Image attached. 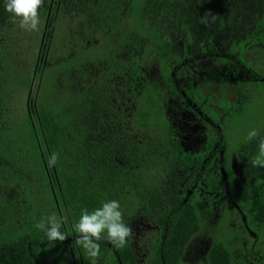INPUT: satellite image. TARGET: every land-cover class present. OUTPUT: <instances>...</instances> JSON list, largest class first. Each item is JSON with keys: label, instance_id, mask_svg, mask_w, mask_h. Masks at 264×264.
<instances>
[{"label": "trees", "instance_id": "16d2710c", "mask_svg": "<svg viewBox=\"0 0 264 264\" xmlns=\"http://www.w3.org/2000/svg\"><path fill=\"white\" fill-rule=\"evenodd\" d=\"M51 1L0 0V264L128 263V257L120 250L119 254L107 255V242L113 241L115 247L125 242L120 240L119 224L127 217L126 203L142 204L149 191L160 190L151 185L142 189L143 179L129 176L114 165L116 156L129 153L130 143L109 156L99 141V156L93 149L88 158H83V141L96 142V133L74 107L76 98L61 104L56 114L50 113L46 105L38 108V102L34 112V103H27L25 113H15L16 118L9 120L14 111L7 103L11 84L28 88L38 77L36 73L25 76L24 67L19 68L18 62L10 60V55H14L10 52L19 51V47L14 40V47L10 45L9 39L15 32L23 40L25 37L19 34L21 25L30 26L34 19L47 17ZM60 1L57 20L64 15L75 17L81 26L92 24L93 31H103L107 25H117L124 16L128 17L134 27L128 31L119 28L120 43L139 44L145 33L150 50L160 52L158 61H169L172 51L187 53L189 48L202 57L216 42H228L236 31L246 33L253 25L258 28L264 23V0H144L142 9L135 8L133 0ZM2 47L10 54L4 53ZM54 82L59 86V82ZM250 94L238 111L244 108ZM90 107L85 103L83 112L91 113ZM245 113L246 110L239 115ZM17 128L20 135L28 134L33 140L34 146L28 152L18 148L16 137L11 138ZM242 145L253 181L244 187L240 203L246 209L248 227L256 233L252 239L261 249V256L236 257L230 244L222 243L215 245L208 261L200 264H264V133ZM133 147L136 148L135 142ZM250 186L253 194L248 192ZM159 194L166 195L163 191ZM180 209L178 215L183 223L166 243L164 264H190L182 262L181 257L195 230L196 216L189 209ZM85 223L92 227L82 234L80 229ZM233 232L240 234V230ZM236 246L244 250L241 242Z\"/></svg>", "mask_w": 264, "mask_h": 264}, {"label": "flooded vegetation", "instance_id": "af4514ba", "mask_svg": "<svg viewBox=\"0 0 264 264\" xmlns=\"http://www.w3.org/2000/svg\"><path fill=\"white\" fill-rule=\"evenodd\" d=\"M59 5L60 0L51 1L36 75L53 66L47 58ZM78 25L72 33L80 36L76 42H83H74L75 47L81 46V53L92 49V44H101L95 34H84ZM118 27L103 32L102 38L108 42L103 58L86 57L71 64L70 53L64 60L70 67L61 72L60 80L55 78L59 82L56 89L72 96L71 102L77 99L74 107L96 133V142L83 141V158H88L93 149L99 156L101 144L103 152L112 156L130 143L129 153L116 156L114 165L129 176L143 179L142 189L149 185L160 189L149 191L142 204L126 203L128 214L119 224L125 242L115 247L113 241H108L107 255H126L129 262L120 264H164L166 243L183 223L178 215L181 208V212L189 209L196 216L182 262H207L215 245L222 244L216 234L224 229L221 236L236 257H260L261 249L252 239L256 233L248 227L246 209L240 203L244 187L253 180L241 152L243 145L229 147L226 115L231 110L238 112L247 94L264 84V23L258 28L253 25L246 33L236 31L228 42H216L202 57L189 48L187 53L172 51L169 61H158L160 52L150 50L145 33L139 44L120 43ZM60 47L61 52L67 48L66 44ZM53 50L58 48L54 46ZM37 102H32L34 112L38 110ZM85 103L91 104V113L83 112ZM132 142L136 148H131ZM93 162L97 164L95 159ZM137 171L140 173H131ZM162 191L165 197L159 194ZM233 230H240V234ZM238 242L248 252L238 248Z\"/></svg>", "mask_w": 264, "mask_h": 264}, {"label": "rangeland", "instance_id": "374dc122", "mask_svg": "<svg viewBox=\"0 0 264 264\" xmlns=\"http://www.w3.org/2000/svg\"><path fill=\"white\" fill-rule=\"evenodd\" d=\"M135 8L142 9L144 0H133ZM40 18V17H39ZM34 19L30 26L26 24H22L23 30H20L19 34H22L25 37L23 40L19 37L18 34L13 32V37H10V45L14 47V44L19 47V51L10 52L14 53V55H10V60L14 62H18V67L23 68L26 71L25 76H32L35 74V70L39 69L37 64L38 60V51L40 48L41 36L43 33L44 26L46 24V16L41 17L40 19ZM76 19H67L65 16L63 18L59 17V20L56 21V31L55 34L50 36L51 43V51L47 58V63L52 62L53 66H50V69H45L44 73L41 72V75H37L38 77L33 80L32 85L30 87H23V86H15L11 84L12 92L9 93L7 97L8 106L14 108V111L9 116V120H14L16 117L15 113L20 116L21 114L27 111V103L34 102L38 100V108L41 105H46L48 109H50V113L56 114L58 110L61 109V104L71 102L72 97L65 92H61L55 87V78L60 80L61 75L56 74L58 72H62L68 67H70L69 62H64L67 59L69 54L71 53V57L75 55V58L71 61H78L82 58L88 57L89 60L94 59L98 54L105 53L106 47L104 43L100 45V47H95L86 52L80 54L81 46L75 47L74 42L79 39V35H73V31L77 30L79 25L75 21ZM66 22H69L66 24ZM125 26L130 24L131 20L126 18L122 21ZM89 24H85L83 27V31L89 32ZM39 29V30H38ZM1 35L3 31H0ZM96 38L99 39L103 36L101 32L95 33ZM22 37V38H23ZM5 39V37H3ZM2 38V39H3ZM12 40H14V44H12ZM101 41V40H100ZM76 43L83 44L82 41H78ZM62 44H66V50L61 52ZM57 47L58 50L54 52L53 47ZM73 46L72 48H69ZM72 50V52L70 51ZM6 54H10L6 47H2L1 49ZM5 62V61H4ZM9 62H7L8 64ZM40 73V72H39ZM18 83V82H17ZM19 84V83H18ZM38 89V90H37ZM14 91V92H13ZM39 91V92H36ZM55 94L57 99L54 100L51 95ZM250 94V93H249ZM249 100L244 105V108L241 111L231 110L229 114L226 115V128H227V139L229 142V147L231 149H236L237 147L241 146L244 143L249 142L255 135L259 133H264V84L256 87L250 94L248 95ZM59 102L57 105L55 103ZM206 109V106H205ZM245 115H239L242 111H245ZM69 116V115H68ZM15 117V118H14ZM223 127L225 126L222 123ZM22 131V130H21ZM15 138L17 146L19 149H23L22 151L28 152V150L34 146L33 140L30 139L28 134H21L20 130L17 128L15 130V135H11V138ZM40 139V138H39ZM35 142L36 139L34 138ZM37 144V142H36ZM45 146V143H44ZM46 147V146H45ZM49 153V152H47ZM252 186V185H251ZM250 186L249 191L253 190ZM92 225L85 223L84 228H81L80 231L86 234L87 230H91ZM227 229H224L222 232L217 233V236H220L222 243L229 245L226 240L221 236L225 233ZM226 235V234H225ZM120 240L123 239L120 237ZM231 247V245H229ZM264 246V243H263ZM232 248V247H231Z\"/></svg>", "mask_w": 264, "mask_h": 264}, {"label": "crops", "instance_id": "0c3cea01", "mask_svg": "<svg viewBox=\"0 0 264 264\" xmlns=\"http://www.w3.org/2000/svg\"><path fill=\"white\" fill-rule=\"evenodd\" d=\"M65 16V15H64ZM67 19H71L72 17H68V16H65ZM73 19H75V17H73ZM77 23H79V20H75ZM69 23V22H68ZM120 25L119 24H117V25H115V24H110V26H111V28H115L116 26H121V27H124L125 26V24L122 22V21H120ZM119 27H118V29H119ZM107 28H108V25L105 27V30H103V31H101V30H97V31H93V29H94V27H93V25L92 24H89V32H85L84 34H89V33H91V35L92 34H95L96 32H101L102 34H103V32H105L106 30H107ZM129 28H131V26H130V24H127V26H125L124 27V29H129ZM99 39L101 40V44L100 45H102L103 43H105V39H103L102 37L100 38L99 37ZM94 47H92V48H95V47H100V45H95V44H92ZM105 56V53L103 52V53H100V54H98L97 56H96V58L98 57V58H103ZM68 57V56H67ZM75 57V55L71 58L72 60H73V58ZM71 59H70V62H71V64L72 63H75V61H71ZM133 61V60H132ZM63 72V71H62ZM58 75H61V72H58L57 74H56V76L55 77H57ZM57 98L55 97L54 98V100H56ZM106 140H108V138H106Z\"/></svg>", "mask_w": 264, "mask_h": 264}]
</instances>
